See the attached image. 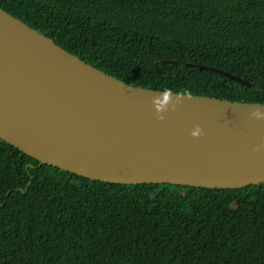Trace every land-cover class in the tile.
<instances>
[{
	"label": "trees",
	"instance_id": "obj_1",
	"mask_svg": "<svg viewBox=\"0 0 264 264\" xmlns=\"http://www.w3.org/2000/svg\"><path fill=\"white\" fill-rule=\"evenodd\" d=\"M0 8L127 85L264 104V0ZM38 164L0 139V264H264V183L121 185Z\"/></svg>",
	"mask_w": 264,
	"mask_h": 264
},
{
	"label": "water",
	"instance_id": "obj_2",
	"mask_svg": "<svg viewBox=\"0 0 264 264\" xmlns=\"http://www.w3.org/2000/svg\"><path fill=\"white\" fill-rule=\"evenodd\" d=\"M0 139L38 166L91 181L264 183V104L127 85L1 8Z\"/></svg>",
	"mask_w": 264,
	"mask_h": 264
},
{
	"label": "bare ground",
	"instance_id": "obj_3",
	"mask_svg": "<svg viewBox=\"0 0 264 264\" xmlns=\"http://www.w3.org/2000/svg\"><path fill=\"white\" fill-rule=\"evenodd\" d=\"M40 33V32H39ZM42 35H44V34H42ZM45 36V35H44ZM50 39V38H49Z\"/></svg>",
	"mask_w": 264,
	"mask_h": 264
}]
</instances>
